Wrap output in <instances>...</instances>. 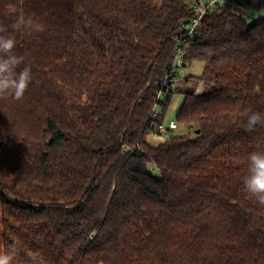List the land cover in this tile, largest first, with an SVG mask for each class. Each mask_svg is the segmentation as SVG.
I'll return each mask as SVG.
<instances>
[{
	"label": "trees",
	"instance_id": "16d2710c",
	"mask_svg": "<svg viewBox=\"0 0 264 264\" xmlns=\"http://www.w3.org/2000/svg\"><path fill=\"white\" fill-rule=\"evenodd\" d=\"M260 10L227 0L185 40L181 68L202 63L207 91L184 93L154 146L191 0H0V35L32 75L21 100L0 98V252L13 264H264V206L243 184L249 154L264 152V127L246 131L248 110L264 113ZM20 17L43 30L14 31Z\"/></svg>",
	"mask_w": 264,
	"mask_h": 264
},
{
	"label": "clouds",
	"instance_id": "9594fccd",
	"mask_svg": "<svg viewBox=\"0 0 264 264\" xmlns=\"http://www.w3.org/2000/svg\"><path fill=\"white\" fill-rule=\"evenodd\" d=\"M14 31L43 30L31 18L20 17L11 25ZM7 32V27L0 25V33ZM16 39L14 35H0V98L11 96L21 100L32 80L31 68L25 66L17 72L16 69L24 62L23 56L14 53ZM246 131H255L264 127V113L248 110L246 113ZM248 175L244 178L245 191L261 206H264V152H252L248 156ZM14 251L0 252V264H13Z\"/></svg>",
	"mask_w": 264,
	"mask_h": 264
},
{
	"label": "rangeland",
	"instance_id": "374dc122",
	"mask_svg": "<svg viewBox=\"0 0 264 264\" xmlns=\"http://www.w3.org/2000/svg\"><path fill=\"white\" fill-rule=\"evenodd\" d=\"M251 12L253 13V15L250 16L252 18H257V17L264 18V10L251 11ZM202 69H203V64L199 62H195L192 65H190L188 68H180L177 70L178 76L176 79L173 80L171 86L172 96L170 103L161 117V121L164 126L167 127V124L170 121H175L176 114L183 103L184 93L193 92L196 95H199L207 91L205 86L197 79L198 76L201 74ZM157 112L158 113L161 112L160 107L157 108ZM185 132L186 130L179 128L174 133L184 134ZM146 140L150 144L157 146L159 144L166 143L168 141V138L161 135H153L152 133H149L146 136ZM151 174L156 177L159 175L156 168L152 167V165H151Z\"/></svg>",
	"mask_w": 264,
	"mask_h": 264
},
{
	"label": "built area",
	"instance_id": "2783aa9c",
	"mask_svg": "<svg viewBox=\"0 0 264 264\" xmlns=\"http://www.w3.org/2000/svg\"><path fill=\"white\" fill-rule=\"evenodd\" d=\"M227 0H191V6L193 8V15L191 18L188 19L187 24H184V32L181 34V37L177 39L178 47L176 49L175 53V62L174 67L177 69H180L182 67L183 63V44L185 40L191 39L195 37L198 34V30L200 27V24L206 14L210 12V10L219 4H225ZM172 75L174 76V79L177 78L178 73L177 70L174 69L172 71ZM166 94L162 91V89L158 93L157 100H163L165 98ZM157 109L154 111V115H157ZM168 127L173 129L176 127V123L174 121H170L168 124ZM165 126L163 124H158L153 129V135H161L164 137H169L168 132L165 130ZM132 150L130 151V153Z\"/></svg>",
	"mask_w": 264,
	"mask_h": 264
},
{
	"label": "water",
	"instance_id": "95a60500",
	"mask_svg": "<svg viewBox=\"0 0 264 264\" xmlns=\"http://www.w3.org/2000/svg\"><path fill=\"white\" fill-rule=\"evenodd\" d=\"M187 22H188V20H185V21H184V24H187ZM197 132H198V131H197Z\"/></svg>",
	"mask_w": 264,
	"mask_h": 264
}]
</instances>
